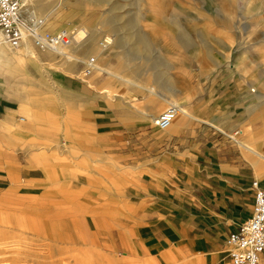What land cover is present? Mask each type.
Wrapping results in <instances>:
<instances>
[{"label": "crops", "instance_id": "crops-1", "mask_svg": "<svg viewBox=\"0 0 264 264\" xmlns=\"http://www.w3.org/2000/svg\"><path fill=\"white\" fill-rule=\"evenodd\" d=\"M54 55L69 59L36 50L28 36L16 49L0 36V202L44 193L55 155L62 186L70 169L74 197L80 169L88 198L105 196L109 205L95 216L119 220L120 249L131 239L155 264H228V236L252 214V182L264 189L261 152L233 138L243 134L235 123L211 124L184 109L159 130L169 98L129 105L110 98L111 89L102 96L94 77L101 73L81 81L77 68L54 65Z\"/></svg>", "mask_w": 264, "mask_h": 264}, {"label": "rangeland", "instance_id": "rangeland-1", "mask_svg": "<svg viewBox=\"0 0 264 264\" xmlns=\"http://www.w3.org/2000/svg\"><path fill=\"white\" fill-rule=\"evenodd\" d=\"M20 17L26 28L40 21L45 34L71 35L62 51L69 59L54 55V65L77 68L82 81L95 59L104 70L94 76L102 96L111 89L110 98L135 105L159 104L161 95L174 93L185 106L168 103L211 124L235 123L243 134L233 138L250 141L264 156V0H35ZM107 37L115 44L96 58L92 51ZM54 157L44 193L0 202V264H155L131 239L128 250L120 249L119 220L95 216L109 205L105 196L88 198L89 176L80 169L74 197L67 191L70 169L62 186ZM95 186L103 191L102 182Z\"/></svg>", "mask_w": 264, "mask_h": 264}, {"label": "built area", "instance_id": "built-area-1", "mask_svg": "<svg viewBox=\"0 0 264 264\" xmlns=\"http://www.w3.org/2000/svg\"><path fill=\"white\" fill-rule=\"evenodd\" d=\"M23 0H0V36L9 48H19L24 43L26 30L34 47L40 51L53 50L55 46L69 45L70 35L61 32L56 35L39 34L33 28H26L20 17ZM93 61L92 59L90 60ZM92 69L87 67L85 74ZM176 105L169 104L158 116L155 126L159 130L170 127L178 113ZM254 191V204L252 214L238 229L231 233L227 239L229 247L228 264H260L264 252V189L257 181L252 182Z\"/></svg>", "mask_w": 264, "mask_h": 264}, {"label": "bare ground", "instance_id": "bare-ground-1", "mask_svg": "<svg viewBox=\"0 0 264 264\" xmlns=\"http://www.w3.org/2000/svg\"><path fill=\"white\" fill-rule=\"evenodd\" d=\"M34 5H35V0H23V3L21 5V9H20V13L21 12H23V13L31 12L33 10V8H34ZM34 29L37 30V32L39 34H44L45 33V31L42 30V26H41V22L40 21H35L34 22ZM61 32L67 33L66 31H60L59 33H61ZM23 33H24L25 39H26V36L29 37V35H28L26 30H24ZM84 35H85V33L81 32V34H78L75 37V40L78 41V43L84 41V39H85ZM25 39H24V41H25ZM70 39H71V35H70ZM70 44H71V41H70L69 45L55 46L53 50H49V51L50 52H57L59 54H63L62 51L69 49L71 47ZM114 44H115V40H113L112 38H108L107 37L105 39V41L103 42V44L101 46H99V49L98 48H94L92 53H93V55H95L96 58H99V57L102 56V54H104L105 51H107ZM91 59L93 60L92 62L90 61ZM91 59H89L87 61L86 65H85L86 67H90L92 69V71L90 72L89 75H91L94 70H95V72L102 74V72H104V70L99 69V68L97 69L96 66H95V59H93V58H91ZM147 87H149V86H147ZM168 92H171V91H168ZM163 96H165L166 98H169L171 102L178 103V98H177V96L174 93H167L166 95H163ZM176 107H178V106H176ZM177 109H178V113H177V115H178L181 112V109L179 107ZM177 115L175 116V119H176ZM173 122H172V124H173ZM171 125H170V127H171Z\"/></svg>", "mask_w": 264, "mask_h": 264}]
</instances>
